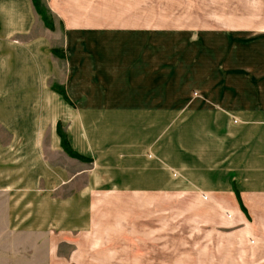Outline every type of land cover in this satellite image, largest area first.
Here are the masks:
<instances>
[{"label":"crops","instance_id":"1","mask_svg":"<svg viewBox=\"0 0 264 264\" xmlns=\"http://www.w3.org/2000/svg\"><path fill=\"white\" fill-rule=\"evenodd\" d=\"M201 63L243 108H166ZM156 215L264 264V0H0V264H154Z\"/></svg>","mask_w":264,"mask_h":264},{"label":"rangeland","instance_id":"2","mask_svg":"<svg viewBox=\"0 0 264 264\" xmlns=\"http://www.w3.org/2000/svg\"><path fill=\"white\" fill-rule=\"evenodd\" d=\"M237 47H235L236 50ZM222 52V51H220ZM207 56L209 57L210 61L208 62L210 64L211 58L213 61L218 63V65L222 66L225 64L224 58L225 53L223 52V55H216L214 54V51H208ZM232 61L231 63L236 64L237 63V56L235 55V51L232 54ZM203 64V63H201ZM193 65V62H192ZM204 65V64H203ZM206 65V64H205ZM201 67L197 70L195 67H188V86H187V92L182 97H187L185 101H183L181 104L175 103V104H169L166 105V108L176 109L180 108V110H189L192 108H200L202 110H214V111H231L239 108H243L244 103L243 100L235 99L231 102H228L230 100V97L238 95V92H242V89L239 88V91L236 93H233L231 89H227L226 87L222 86V84H226L228 79L226 78V71H223V67L218 66L219 68L215 69H208L207 66ZM210 66V65H209ZM227 79V80H224ZM166 93L163 89L157 90L156 95H164ZM180 106V107H179ZM179 110V109H178ZM234 123L237 122V119H232ZM174 172V171H172ZM174 176L176 175V172L172 173ZM172 203L169 201H166V207H172ZM158 209V208H156ZM157 214V212H156ZM154 221L155 226V238H156V246H155V252H154V264H179L184 259V255L186 254H179L182 251H192L193 248H191V245L189 242L184 243L183 242V248H179L177 246L178 240L180 239V233L178 231L177 224L174 225L173 216L169 217L170 223H166V220L168 217L164 219L162 216L156 215ZM189 227H187L188 229ZM192 232V231H191ZM191 232L185 233L187 236L191 235ZM164 239L169 240L170 242H167L166 247L162 248L159 246V242H162ZM165 240V241H166ZM174 241V242H173ZM70 249L66 247L60 248V254H67ZM183 256V258H182ZM190 264V263H186Z\"/></svg>","mask_w":264,"mask_h":264}]
</instances>
